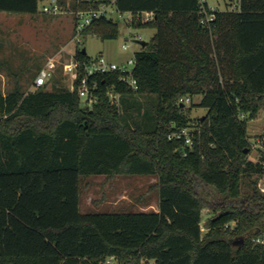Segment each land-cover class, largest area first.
<instances>
[{"label":"trees","instance_id":"16d2710c","mask_svg":"<svg viewBox=\"0 0 264 264\" xmlns=\"http://www.w3.org/2000/svg\"><path fill=\"white\" fill-rule=\"evenodd\" d=\"M41 1L0 0V11L34 14ZM224 2L203 25L201 0H116L123 12L154 13L131 24L155 29L134 53L137 90L110 72L89 105L78 92L83 68L73 89L0 88V264H264V242L254 241L264 239V152L249 158L247 133L264 108V0ZM98 6L71 0L74 10ZM119 34L106 17L82 33ZM187 96L207 114L190 118L179 103ZM191 126L192 147L168 138ZM95 175L156 177L158 209L82 212V179ZM204 208L214 213L206 232Z\"/></svg>","mask_w":264,"mask_h":264},{"label":"rangeland","instance_id":"374dc122","mask_svg":"<svg viewBox=\"0 0 264 264\" xmlns=\"http://www.w3.org/2000/svg\"><path fill=\"white\" fill-rule=\"evenodd\" d=\"M206 2L213 9L225 8L224 0ZM43 5L40 2L38 11L34 14L0 11V88L4 93L16 87L24 91H34V80L43 68L52 72L47 83L49 90L71 88L75 75L64 70V64L70 60V52L75 54L77 48H85L90 57L103 54L110 61L123 64L142 48L141 42H150L155 34L152 27L139 28L120 19H117L120 23L117 39L102 40L91 35L77 34L75 18L69 8L62 14L50 15L42 11ZM112 16L116 18L114 12ZM124 44H129L130 48L125 50ZM139 101L142 102L143 112L146 99L140 96ZM198 101L199 97L194 96L191 103L185 104L186 113L193 120L207 114L206 109L192 105V102ZM142 112L136 111V114L142 118ZM187 129L190 132L195 127ZM247 133L252 142L249 158L257 161L264 152V108L259 110L254 119L248 120ZM156 180L154 176L140 175L84 177L81 183L80 210H150L152 206H157V196L152 187ZM258 181V187L263 190L264 175ZM243 190H249L247 181L243 183ZM202 213L203 231L206 232V223L214 213L208 208H204Z\"/></svg>","mask_w":264,"mask_h":264},{"label":"built area","instance_id":"2783aa9c","mask_svg":"<svg viewBox=\"0 0 264 264\" xmlns=\"http://www.w3.org/2000/svg\"><path fill=\"white\" fill-rule=\"evenodd\" d=\"M99 2L97 8L90 7L88 9H77L74 10L71 8V0H42L44 3L42 11L50 15H59L66 11V8H69L70 12L74 15L75 18V33L82 34L83 31L92 25L96 20L106 17L117 21V19L123 20L126 24L133 23H146L151 22L154 19V13L150 11H138V12H123L119 10L116 6V0H76L78 4L83 2ZM202 2V18L201 23L203 25H208L215 19V12L217 9L209 7L206 0H201ZM207 3V7L205 5ZM231 10H237L238 6L236 4L231 5ZM116 14V18L112 16V13ZM123 48L125 50L130 48L129 44H124ZM70 60L64 64V70L67 73H71L77 76L78 70L83 68L84 73L80 79L78 86V92L82 100H86L89 105L96 101L94 91L98 88V76H103L110 72H120L123 83L129 86L133 90L138 89L137 80L133 76V68L135 64V58H129L123 64H117L107 59L103 54H100L96 57H91L88 61H82L76 57L74 53H69ZM131 66V68H129ZM52 76L51 70L43 68L36 76L34 80L33 87L35 89L45 86L49 78ZM112 87V86H111ZM73 89V84L71 86ZM109 95L113 103L119 105L120 94L116 93L113 88L109 89ZM181 104L191 103L190 97H182L179 100ZM169 139H184L185 144L192 147L193 139L190 132L187 128H183L177 131H174L168 136ZM264 190V189H263ZM255 242H264V239L261 237L254 238ZM98 264H116L114 257H109L105 261L99 262ZM141 264H153L152 261L143 260Z\"/></svg>","mask_w":264,"mask_h":264},{"label":"water","instance_id":"95a60500","mask_svg":"<svg viewBox=\"0 0 264 264\" xmlns=\"http://www.w3.org/2000/svg\"><path fill=\"white\" fill-rule=\"evenodd\" d=\"M141 43H142V46H145V44H146V42H141ZM82 51H83L84 54L86 53V49L85 48H83ZM181 106H184V104H181Z\"/></svg>","mask_w":264,"mask_h":264},{"label":"crops","instance_id":"0c3cea01","mask_svg":"<svg viewBox=\"0 0 264 264\" xmlns=\"http://www.w3.org/2000/svg\"><path fill=\"white\" fill-rule=\"evenodd\" d=\"M151 206V205H150ZM151 209L157 210L158 209V205L156 207L152 206Z\"/></svg>","mask_w":264,"mask_h":264}]
</instances>
